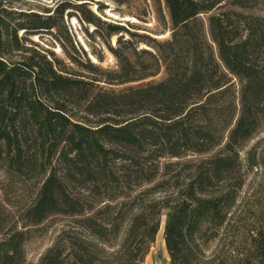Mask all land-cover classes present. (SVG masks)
Here are the masks:
<instances>
[{"label":"trees","instance_id":"obj_1","mask_svg":"<svg viewBox=\"0 0 264 264\" xmlns=\"http://www.w3.org/2000/svg\"><path fill=\"white\" fill-rule=\"evenodd\" d=\"M165 2L171 39L158 43L160 56L143 51L150 64L121 57L115 80L145 79L160 61L166 79L91 98L58 60L40 52L12 58L25 48L19 30L53 28L52 17L23 13L11 31L0 15V161L11 177L35 173L38 180L21 216L25 227L56 215L71 219L39 264H143L166 204L140 190L157 178L155 161L210 153L226 137L222 151L204 159L180 200L171 202L165 229L171 264H264V231L231 216L247 184L240 149L264 122V16L256 12L264 11V0ZM79 90L91 114L119 118L92 125L72 117L63 99ZM30 235L8 227L0 264H26Z\"/></svg>","mask_w":264,"mask_h":264},{"label":"rangeland","instance_id":"obj_2","mask_svg":"<svg viewBox=\"0 0 264 264\" xmlns=\"http://www.w3.org/2000/svg\"><path fill=\"white\" fill-rule=\"evenodd\" d=\"M31 12L52 17L56 26L32 30L30 34L19 30L25 48L22 51L14 50L13 60L38 55L39 52L56 59L66 74L82 81L80 85L89 91L90 98L96 94L125 93L130 87L166 79V69L160 61L157 72L145 79L125 83L115 80V72L120 70L121 57H128L132 62L137 59L150 64L153 58L143 51L148 50L160 56L158 43L171 39L173 24L165 0H0V15L11 31L19 21L25 19L23 13ZM256 12L264 16V11ZM94 15V22L87 20ZM112 26L122 27L121 31L114 33ZM207 35L211 39L208 28ZM84 91H74L63 99L72 117L92 125L98 124L101 119L119 118L108 113L91 114L90 100L83 97ZM226 139L210 153L190 152L183 157L166 155L155 161L159 165L157 178L146 183L140 190L163 199L166 204L162 208V223L157 240L143 264H171L165 240L166 224L174 208L171 202L180 200L199 165L204 159L221 152ZM240 155L245 166L242 173L247 184L240 192L231 216L238 224L263 232L264 122L261 129L245 141ZM252 165L253 169L250 168ZM67 181L77 190L82 189L80 183ZM37 188L35 173L11 177L6 172L4 162L0 161V221L8 217L6 228L3 225L0 227V239L10 226L30 230L31 235L25 242L26 264H39L41 257L71 220L64 215H56L38 225L25 227L21 216L32 203ZM105 199L99 200V207L105 206ZM122 201L129 202V199ZM233 231L234 227L229 231L230 234Z\"/></svg>","mask_w":264,"mask_h":264}]
</instances>
